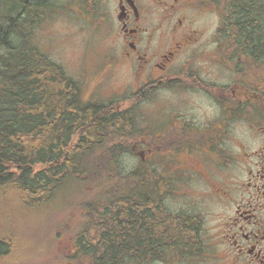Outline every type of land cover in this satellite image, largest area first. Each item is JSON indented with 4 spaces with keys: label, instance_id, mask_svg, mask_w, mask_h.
I'll return each mask as SVG.
<instances>
[{
    "label": "trees",
    "instance_id": "obj_1",
    "mask_svg": "<svg viewBox=\"0 0 264 264\" xmlns=\"http://www.w3.org/2000/svg\"><path fill=\"white\" fill-rule=\"evenodd\" d=\"M2 1L10 3L8 11ZM226 2L223 20L230 32L237 31L241 48L248 51V41L254 40L264 57V0ZM50 8V0H0V18L5 19L0 23V191H14L32 208L48 205L68 184H104L108 163L135 155L131 142L138 138L140 118L133 107L122 111L120 101L82 102L78 82L30 44L33 27ZM257 63L264 67V59ZM259 107L264 111V101ZM114 171L117 193L83 204L79 218L93 219L92 232L75 235L65 263L196 256L202 237L198 216L167 207L154 167L140 158L128 173ZM17 238L13 232L0 237L1 260L15 253Z\"/></svg>",
    "mask_w": 264,
    "mask_h": 264
},
{
    "label": "flooded vegetation",
    "instance_id": "obj_2",
    "mask_svg": "<svg viewBox=\"0 0 264 264\" xmlns=\"http://www.w3.org/2000/svg\"><path fill=\"white\" fill-rule=\"evenodd\" d=\"M225 4L226 0H114L115 40L118 57L134 80L128 108L152 98L155 105H163V117L164 111L169 117L168 127L146 142L149 124L142 114L133 146L144 165L154 167L160 195L162 189L170 192L177 179L165 176L166 169L178 170L188 180L202 178L203 172L213 177L214 196L224 205L218 219L227 225L222 236L233 253L231 263L264 264V120L254 116L264 97L251 80L257 60L264 57L257 54L254 40L248 41V51L241 48L237 31L230 32L223 20ZM214 15L217 23L210 22ZM111 57L116 59L114 53ZM243 110L249 118L241 121ZM155 125L160 127L161 121ZM242 127L251 134L254 129L251 141L237 132ZM184 152L197 157L194 168L181 159ZM146 153L153 158L149 165ZM186 187L192 188L187 183Z\"/></svg>",
    "mask_w": 264,
    "mask_h": 264
},
{
    "label": "rangeland",
    "instance_id": "obj_3",
    "mask_svg": "<svg viewBox=\"0 0 264 264\" xmlns=\"http://www.w3.org/2000/svg\"><path fill=\"white\" fill-rule=\"evenodd\" d=\"M50 1V10L33 27L29 38L30 44L62 66L68 76L78 82L82 102L120 101L123 103L122 107L127 109L133 98L134 80L118 57L119 45L115 40L113 18L114 0ZM2 7L8 11L11 5L9 2L3 4L2 1ZM104 16L107 17L106 21ZM0 19H2L0 23L4 24L5 19L3 20V17ZM217 20L214 15L210 22L217 23ZM113 53L116 57L114 60L111 57ZM241 64L243 68L245 63ZM257 66L255 76L251 80L258 91L263 93L264 70L262 64L257 63ZM228 76L229 73L226 71L225 81L229 79ZM132 107L136 116L142 117L146 114L143 117L148 119L146 123L149 124L148 132L145 133L146 142L149 140L153 142V134L160 129H166L170 124L167 112L164 111L165 118L160 113L163 105H155L152 98ZM241 116L240 120L243 121L249 118V112L243 110ZM254 116L256 119L264 120L263 109L256 106ZM156 120L161 121L160 127L155 125ZM245 129L239 128L237 132L244 136L245 140L251 141L254 129L252 134ZM131 144L135 145V141ZM250 145L252 146L251 143ZM148 153L145 155L146 165L153 162L151 154ZM181 155V159L190 168H194L193 162L198 161L197 157L191 155L190 158L186 152ZM139 161V153L119 155L111 164L108 163V178L102 179L104 184H100L101 180L90 181L85 185L68 184L58 190L48 205L42 207L27 206L10 189L0 191V237L7 238L10 232L18 236L15 239V248L12 249L15 250V255L10 254L8 259L0 258V264H66L65 258L68 259L74 248L75 235L88 229L92 232L93 219L79 218L80 211L84 210L87 202H100L115 195L118 172L114 170L128 173L139 164ZM165 173V176L171 175L172 180L179 174L178 180L181 182V185L176 180L173 182L178 191H162L166 205L172 211L198 216L201 224V248L196 256H186L183 259L172 260V256L169 255L162 261L142 263L131 261L130 264H232L233 253L222 236L226 233L227 225L218 219V212L224 205L214 196L212 186L216 183L212 182L213 177H205L203 176L205 173L201 172L202 178L192 177V180H188L186 175L183 173L181 175L178 170L170 172L166 169ZM240 174L241 178H246L245 174ZM223 178L225 182L229 180L227 170ZM185 183L192 188L188 190Z\"/></svg>",
    "mask_w": 264,
    "mask_h": 264
},
{
    "label": "bare ground",
    "instance_id": "obj_4",
    "mask_svg": "<svg viewBox=\"0 0 264 264\" xmlns=\"http://www.w3.org/2000/svg\"><path fill=\"white\" fill-rule=\"evenodd\" d=\"M2 17H4V16H2ZM15 17V16H14Z\"/></svg>",
    "mask_w": 264,
    "mask_h": 264
}]
</instances>
